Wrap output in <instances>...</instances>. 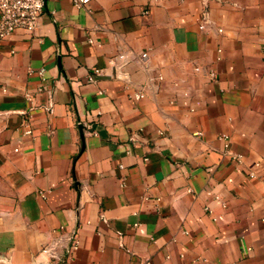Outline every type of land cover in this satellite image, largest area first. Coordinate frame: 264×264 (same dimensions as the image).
Listing matches in <instances>:
<instances>
[{"label": "crops", "instance_id": "crops-1", "mask_svg": "<svg viewBox=\"0 0 264 264\" xmlns=\"http://www.w3.org/2000/svg\"><path fill=\"white\" fill-rule=\"evenodd\" d=\"M0 264H264V0H46L1 40Z\"/></svg>", "mask_w": 264, "mask_h": 264}, {"label": "built area", "instance_id": "built-area-1", "mask_svg": "<svg viewBox=\"0 0 264 264\" xmlns=\"http://www.w3.org/2000/svg\"><path fill=\"white\" fill-rule=\"evenodd\" d=\"M73 7L76 9H85L90 0H71ZM46 6V0H0V41L5 40L15 31V30H22L26 33H32L37 25L39 20L44 14ZM202 20L206 21L207 19V10L205 9L202 12ZM219 32L222 31V29H218ZM147 53L143 52L140 54V58L144 59L146 58ZM99 69H94L93 73L89 75V80L93 81L94 76L96 74H99ZM40 77L44 78V69H40L37 72ZM208 75L211 79H214L215 73L212 69L209 70ZM41 89L39 88L38 91ZM144 96L143 91H137L131 94L130 97H133L134 99H140ZM25 99L29 102L30 107L29 109L34 108V97L31 93L25 94ZM45 111H47L49 114H52V100H49V103L44 107ZM26 129V133H31V127L29 125V122L25 121L24 123ZM200 134V133H197ZM227 148V145H225ZM231 156L237 161H241L240 155H234L230 153ZM255 176L254 172H250V177ZM124 181L122 180V186L124 185ZM208 212H210L209 208H206ZM70 246L68 247L69 252L73 251L76 248V241L74 238H71ZM52 250L50 248L43 249V252L49 253L55 258H57V255L55 253L51 252ZM70 253H68V256Z\"/></svg>", "mask_w": 264, "mask_h": 264}]
</instances>
